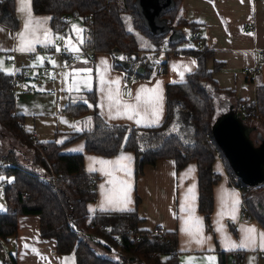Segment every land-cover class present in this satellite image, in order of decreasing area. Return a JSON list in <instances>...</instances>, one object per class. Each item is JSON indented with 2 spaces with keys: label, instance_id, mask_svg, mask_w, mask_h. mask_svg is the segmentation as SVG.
<instances>
[{
  "label": "trees",
  "instance_id": "obj_1",
  "mask_svg": "<svg viewBox=\"0 0 264 264\" xmlns=\"http://www.w3.org/2000/svg\"><path fill=\"white\" fill-rule=\"evenodd\" d=\"M31 1L36 14L50 15L51 28L57 33H68L72 18L80 17L85 30L83 49L131 54L142 50L137 36L126 27L125 15H129L132 26L152 43L149 50H164L168 56L191 55L198 65L185 81L167 85L166 117L161 125L143 128L112 124L95 112L87 128L57 132L51 141H39L25 131V117L16 112L14 77L0 71L1 131L32 152V157L24 159L25 163L18 160L13 150L0 157L1 161L11 164L0 170V175L6 178L1 181L6 210L0 211V252L3 243L16 236L19 216L37 215L41 236L55 239L56 251L63 255L72 253L76 264H180L177 233L161 227L162 235L140 229L142 218L137 207L121 212L89 211V203L97 198L96 179L85 170L83 153L63 152L65 147L81 139L89 153L106 157L121 151L134 153L136 176L143 173L145 166L155 165L162 159H173L177 169L194 162L198 169L199 211L209 229L214 206L213 186L221 177L213 164L220 157L231 183L243 192V206L264 229V187L243 182L213 134L218 115L232 110L244 121L256 120L264 126V85H257L254 100H237L235 109L232 103H220L222 109L217 115V94L234 93L219 88L212 71L207 69V60L214 51L204 42L199 46L203 40L199 33L202 25L180 14L182 0H170L169 6L157 16L150 13L149 0ZM1 8L9 11L8 15L1 16V21L16 29L15 0H4ZM115 66L121 68L117 63ZM220 68V64L215 65V70ZM151 71L150 65L147 75ZM88 102L95 105L94 91L83 100L70 102L63 110L80 118L89 112ZM242 111L248 115L243 116ZM139 203L136 197V205ZM8 260L7 264H16L14 255ZM219 264H226L224 252H219Z\"/></svg>",
  "mask_w": 264,
  "mask_h": 264
},
{
  "label": "crops",
  "instance_id": "obj_2",
  "mask_svg": "<svg viewBox=\"0 0 264 264\" xmlns=\"http://www.w3.org/2000/svg\"><path fill=\"white\" fill-rule=\"evenodd\" d=\"M3 1L0 0V47L5 51H0V60L4 61L5 69L15 70L14 74L10 75L25 72L24 80L18 82L15 87L16 112L25 117V131L39 141H51L57 132L66 133L87 128L91 124L88 121H92V115L95 112L99 113L106 122L112 124L143 128L159 126L166 117L167 85L185 81L188 75L197 69L198 63L195 57L174 53L167 55L163 73H156L152 70L149 75L146 71L143 73L139 70L140 68L129 72L120 64V61L124 60H121V56L114 52L97 51L91 57L81 58L72 65H64L60 53L65 48V41L59 39L54 42L56 52L53 55L40 54L33 57V52L10 51L19 44L18 37L24 31L26 14L20 11L21 0H15L18 27L13 29L1 21V16L6 14L5 8H1ZM31 11L37 18L50 17L47 14H36L32 8V1ZM180 14L186 20L202 25L199 32L203 37L201 43L204 42L214 51L213 56L207 60V69L212 71V77L219 88L231 90L234 93L233 95L218 93L217 100L220 103H232V109H235L237 100H254L257 95V85H264V67L257 75L245 73L244 67L263 61L259 52L264 50V0H182ZM50 22L51 19L43 27L58 36L71 35L72 41L68 46L76 45L80 50L83 49L76 40L77 32L72 29L66 34L54 32ZM243 28L246 31H243ZM42 32L43 28L39 30L38 35H42ZM82 35L84 37V33ZM34 46L36 50L42 47L40 43ZM56 47H59L60 51H57ZM147 48L150 49L152 46H147L145 49ZM38 57L44 59L41 61L37 59ZM104 60L107 64L101 63ZM193 61H195L194 64ZM116 63L121 68L116 67ZM44 64L55 67L58 74L38 85L32 77L34 72ZM216 64H220L221 68L215 70ZM81 69L91 71H78ZM180 73H183V78ZM117 79L119 80V98L122 103L134 104L136 103L135 97L140 94L141 88L153 89L158 84L160 85L158 91H162L163 112L155 125L138 126L126 117L110 118L106 99L107 89L110 87L114 90L117 85L112 84L111 81ZM102 80L108 83L102 86ZM127 82H130L134 89L131 98L122 95V88ZM52 89H55V93L50 92ZM93 91L96 103L93 105L88 102L91 107L89 106V112L85 116L75 118L64 112L63 109L67 104L83 100L86 94ZM111 114L116 115V108L112 109ZM63 152L83 153L85 170L96 179L97 198L88 205L91 213L95 211L121 212L106 205V194L118 192L120 181L130 182L131 203L127 205L129 210L124 211L137 207L139 216L142 218L139 223L140 229L153 231L161 227L164 231L176 232L178 235L177 257L180 264H187L188 261H193L194 264H207L210 257L214 258L215 264H219V252L226 254V264H264V250L259 248V238H257L254 251L247 248L225 249V236L239 244L244 235L241 230L243 227L254 225L257 233L264 232V229L256 220L244 222L241 219L243 192L231 183L220 157L213 164L214 170L221 177L213 186L214 206L209 229L203 214L199 211L198 169L194 162L177 169L173 159H162L155 165L145 166L143 173L136 176L135 155L129 151H121L111 157L97 155L87 152L84 140L81 139L65 147ZM121 155L132 157L130 164L128 161L121 162L128 164L130 176L126 175L125 171L116 170L119 165H102L96 162L100 160L114 162ZM193 185H195L194 201L191 199L193 194L188 192ZM232 193H238L239 198L235 220L228 214L232 208ZM186 195L189 196L187 202H185ZM136 197L140 199L138 206ZM102 205L108 210H102ZM185 208L194 209L193 220L190 224L194 223V218L202 220L203 236L210 237V239H205L203 244L196 243L182 231L185 221L189 220V213L182 210ZM222 208L226 213L223 216L220 215ZM219 226L223 227V232L217 231ZM56 246L55 239L41 236L39 216L20 215L16 236L8 238V241L3 243L0 264H7L11 255L16 257V264H76L72 253L60 254L56 251ZM240 254L242 256L239 259Z\"/></svg>",
  "mask_w": 264,
  "mask_h": 264
},
{
  "label": "snow or ice",
  "instance_id": "obj_3",
  "mask_svg": "<svg viewBox=\"0 0 264 264\" xmlns=\"http://www.w3.org/2000/svg\"><path fill=\"white\" fill-rule=\"evenodd\" d=\"M20 11L22 13L26 14V20L24 24V31L19 34V44L16 48L11 49L10 51H18L20 53L25 52H35V44L40 43L44 47H48L50 45L55 46L54 42L55 40L59 39L62 41H65V51L73 53L74 58H79L78 55L80 53V49L76 45H72L69 47L68 45L72 41V36L69 35L67 37L58 36L55 34H52L49 29L46 27H43L48 20L51 19V17L46 18H37L34 17L32 11H31V0H21V8ZM73 31L77 32L78 35L76 36V40L80 45L85 43V39L83 37L84 29L78 28L76 25H73ZM43 28L42 35H38L39 30ZM131 31V29H129ZM150 47V45H148ZM57 51H60L59 47H56ZM0 51H5L2 47H0ZM11 58V57H10ZM38 60H43V57H38ZM121 60L124 59V57H120ZM54 63V62H53ZM84 63H87V61H84ZM102 64H107V61H101ZM193 64L195 61L192 62ZM4 61L0 60V71H6L8 74H14V69H5L4 68ZM81 72L91 70H85L81 69L78 70ZM181 78H183V73H180ZM102 86L107 81L102 80ZM112 84L117 85V87L113 90L110 87L107 89V107L109 110L110 118H118V117H126L129 120H133L138 126H153L155 125L163 112V96L162 91H158L160 88V85L158 84L156 88L153 89H146L141 88L140 94H138L135 97L136 103L130 104L127 102H121L120 100V92H119V80L111 81ZM86 86V85H85ZM86 103V101H85ZM91 107V105H89ZM103 108V105H101ZM116 108V115L113 116L111 114L112 109ZM91 121L89 120L88 123ZM132 160L131 156L127 155H121V157L117 161H96L102 165H119V168L116 170L125 171L126 175L130 176V171H128V164H122V161H128L129 164ZM93 170V169H90ZM191 171V169L189 170ZM6 178L3 176H0V181H4ZM103 188V185L101 186ZM130 188L131 184L128 181H120V189L116 193H108L106 194V200L105 203L108 206H111L113 210H129L127 208V205L131 203L130 199ZM195 185L192 186L188 190L190 194H193L191 196V199L195 200L194 195ZM233 198L232 202V208L230 210L229 215H231V218L233 220L236 219V213L238 212V205H239V198L238 193H232L231 194ZM189 200V196L186 195L185 202ZM226 203V201H225ZM2 210V209H0ZM102 210H108L102 205ZM184 211H187L189 213V220L185 221V227L182 229V231L185 232L186 235L190 236L193 240H195L198 244H203L205 239H210V237H204L203 236V229H202V220L199 218H194V223L190 224V221L193 220L192 213L194 209L191 208H185L182 209ZM226 213L223 211V208L221 210L220 215L223 216ZM242 232L244 233L243 239L239 244H236L233 242L230 237L225 236L224 245L226 250H235L236 248H247L250 250H256L257 246V238H259V248L261 250H264V232L257 233V229L255 226H245L242 229ZM217 231L223 232V227L219 226L217 228ZM27 247V245H25ZM33 251H36L35 249H32ZM187 264H194L193 261H188ZM207 264H215L214 258H208Z\"/></svg>",
  "mask_w": 264,
  "mask_h": 264
},
{
  "label": "water",
  "instance_id": "obj_4",
  "mask_svg": "<svg viewBox=\"0 0 264 264\" xmlns=\"http://www.w3.org/2000/svg\"><path fill=\"white\" fill-rule=\"evenodd\" d=\"M150 13L157 16L161 9L167 8L170 0H149ZM6 15L9 11L5 9ZM128 69L129 63L120 61ZM143 71V69H139ZM255 126L244 121L236 110L229 114H221L214 122V138L229 160L234 172L247 185L258 186L264 182V140L255 145L251 137ZM260 138L261 135H258Z\"/></svg>",
  "mask_w": 264,
  "mask_h": 264
},
{
  "label": "built area",
  "instance_id": "obj_5",
  "mask_svg": "<svg viewBox=\"0 0 264 264\" xmlns=\"http://www.w3.org/2000/svg\"><path fill=\"white\" fill-rule=\"evenodd\" d=\"M243 31H246L245 28L242 29ZM198 37V36H197ZM202 45V43H200ZM61 51V60L64 65H72L76 62H78L81 58H88L93 56L97 51L89 48V49H81L78 55L79 58H74V54L67 52L64 50ZM55 47L54 46H48V47H39L35 52L32 53V56L35 57L36 55L40 54H48V55H53L55 54ZM114 53L119 54V56L124 57V61L129 63V68L130 72H133L137 70L138 68L143 69V73L146 71L148 66H152V70L156 73H163L165 70V62L167 61V54L165 53L164 50L161 51H155V50H146L142 49L139 51H136L134 53H128V52H122V51H114ZM262 62L255 63L253 66H246L244 67L245 73H251L253 75H257L264 67V50H261L259 52ZM58 74V71L55 67L44 64L40 66L33 74V80L40 85L42 82L48 81L54 77H56ZM25 72L21 71L20 73L13 75V82L16 84L18 82H22L24 80ZM51 93H55V89H52L50 91ZM134 89L133 86L130 82H127L123 88H122V95L126 98H131L133 96ZM241 108H245V104L241 106ZM243 116H247V112H243ZM11 165L10 163H7L5 161L0 160V170L7 166ZM57 178V177H55ZM256 187H264V182L259 184ZM241 219L244 222H251L254 220L252 214L249 212L248 208L246 206H243V209L241 211ZM153 234H159L162 235L163 231H160L159 228H156L152 231ZM54 252V251H53ZM9 263V261L7 262Z\"/></svg>",
  "mask_w": 264,
  "mask_h": 264
},
{
  "label": "rangeland",
  "instance_id": "obj_6",
  "mask_svg": "<svg viewBox=\"0 0 264 264\" xmlns=\"http://www.w3.org/2000/svg\"><path fill=\"white\" fill-rule=\"evenodd\" d=\"M71 22H72V26L76 25L78 28L84 27L80 17H76V16L73 17ZM125 22H126L127 29L128 30L131 29V31L130 30L129 31L134 33L137 36L142 47L146 48L148 45L152 46V43L150 42V40L145 35H143L139 30L135 29L132 26L131 17L129 15H125ZM71 29L73 30V27ZM215 108H216V113L218 115L222 108L217 98L215 99ZM220 114H225V113H220ZM247 123L249 125L256 127V130L253 131V133L251 134V137L254 140L255 145L258 146L262 144L261 141L264 140V126L259 121H256V120H251V122H247ZM258 135H261V137L259 138ZM10 150L14 151V154L18 156V160H20V162L22 163H25L24 161L25 158L32 157V152L27 147L21 146L9 134L5 133L4 130L1 131V128H0V157L8 153ZM0 176H3V175H0ZM0 209H2L0 211L6 210V204H5V200L3 196V186H2L1 181H0Z\"/></svg>",
  "mask_w": 264,
  "mask_h": 264
}]
</instances>
